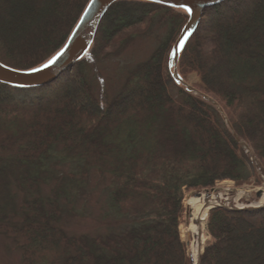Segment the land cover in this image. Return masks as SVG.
Returning <instances> with one entry per match:
<instances>
[{"label":"trees","instance_id":"16d2710c","mask_svg":"<svg viewBox=\"0 0 264 264\" xmlns=\"http://www.w3.org/2000/svg\"><path fill=\"white\" fill-rule=\"evenodd\" d=\"M89 1L0 0V61L28 69L47 60ZM187 20L169 6L116 2L90 54L55 81L37 88L0 83V233L22 249V264H193L179 233L185 191L223 179L258 182L238 138L264 169V0L206 8L180 58L181 76L196 75L193 86L220 103L230 124L172 77L169 53ZM157 21L168 36L111 100L98 97L92 69ZM28 90L39 93L20 98ZM55 161L76 169L57 173L50 170ZM91 171L111 175L110 205L130 221L95 237L70 236L59 226L63 203L78 196ZM13 183L26 193L21 204ZM207 229L211 240L199 264H264V208H214Z\"/></svg>","mask_w":264,"mask_h":264},{"label":"rangeland","instance_id":"374dc122","mask_svg":"<svg viewBox=\"0 0 264 264\" xmlns=\"http://www.w3.org/2000/svg\"><path fill=\"white\" fill-rule=\"evenodd\" d=\"M157 21L151 30L131 40L119 53L118 56L96 65L92 69L91 79L95 92L104 101L111 100L119 93L130 73L137 65L147 60L156 47L168 36V27L162 26ZM198 81L196 75L189 77L190 84ZM38 90L20 91V98H32L37 95ZM54 161V160H53ZM50 170L57 173H67L75 170L76 166L68 163L53 162ZM257 180V177L255 178ZM54 185V181L45 184L41 188L44 195H48ZM112 191V177L109 174H100L91 171L86 185L78 192V196L63 203L64 212L59 222L66 233L70 236L97 235L122 229L128 224L130 218L117 214L110 205ZM11 193L21 204L26 193L20 190L16 184H11ZM193 191H187L184 198V215L188 213L186 198ZM181 219L184 227L189 223V214L186 219ZM23 251L17 246L15 240L0 233V264H22Z\"/></svg>","mask_w":264,"mask_h":264},{"label":"water","instance_id":"95a60500","mask_svg":"<svg viewBox=\"0 0 264 264\" xmlns=\"http://www.w3.org/2000/svg\"><path fill=\"white\" fill-rule=\"evenodd\" d=\"M119 1L123 0H90L63 46L41 64L28 69H19L0 61V83L16 88H37L55 81L65 70L90 54L102 19L110 7ZM139 1L169 6L183 11L188 16L186 24L183 26L169 53L168 66L172 77L177 84L185 87L189 92L203 96L204 99L217 108L225 122L230 124L220 103L187 82L181 76L178 68L180 58L189 40L200 25L204 10L225 0ZM188 9H191V11H188ZM238 141L241 145L246 144L239 138Z\"/></svg>","mask_w":264,"mask_h":264},{"label":"built area","instance_id":"2783aa9c","mask_svg":"<svg viewBox=\"0 0 264 264\" xmlns=\"http://www.w3.org/2000/svg\"><path fill=\"white\" fill-rule=\"evenodd\" d=\"M245 152L255 161L249 147L245 146ZM260 184H248L237 186L234 180L226 179L216 182L210 190H204L199 194L191 193L186 198V207L189 214V223L181 225V236L187 242V252L196 263L205 249L209 240L207 233V219L209 211L222 207L234 210L257 209L264 207V169L257 165ZM191 198L198 199V205L202 206V214H197V208L190 202Z\"/></svg>","mask_w":264,"mask_h":264},{"label":"bare ground","instance_id":"6f19581e","mask_svg":"<svg viewBox=\"0 0 264 264\" xmlns=\"http://www.w3.org/2000/svg\"><path fill=\"white\" fill-rule=\"evenodd\" d=\"M190 202L192 203V204H194L195 205V207L197 208V214H202V206L201 205H198V204H196V203H198V199L197 198H191L190 199Z\"/></svg>","mask_w":264,"mask_h":264},{"label":"snow or ice","instance_id":"6c2138e0","mask_svg":"<svg viewBox=\"0 0 264 264\" xmlns=\"http://www.w3.org/2000/svg\"><path fill=\"white\" fill-rule=\"evenodd\" d=\"M188 11H191V9H188ZM54 62V61H53Z\"/></svg>","mask_w":264,"mask_h":264}]
</instances>
